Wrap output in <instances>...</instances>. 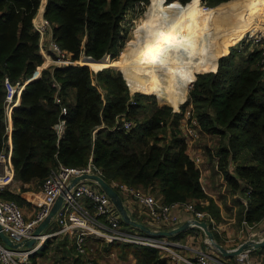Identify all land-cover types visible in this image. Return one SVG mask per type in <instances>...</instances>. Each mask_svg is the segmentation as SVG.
Masks as SVG:
<instances>
[{"label":"trees","instance_id":"trees-1","mask_svg":"<svg viewBox=\"0 0 264 264\" xmlns=\"http://www.w3.org/2000/svg\"><path fill=\"white\" fill-rule=\"evenodd\" d=\"M146 1L47 0L44 17L52 36L76 63L43 67L40 76L31 79L44 60L33 25L40 0H0V153L7 139L3 79L27 80L11 112L14 180L43 181L59 163L82 166L92 159L109 183L148 189L165 203L194 199L201 207L199 200L207 194L179 129L183 110L191 104L199 129L219 136L217 164L231 189H239L247 200L244 219L260 223L264 215L263 48H253L243 60H235L239 54L235 42L260 0H203L209 6H237L232 7V18L222 23L220 36H224L207 35V51L199 63L188 67L182 52L170 57L176 47L170 29L195 0H149L134 39L118 59H110L108 55L113 58L120 46L126 9ZM132 62L151 76L147 93L174 109L194 76L182 111L150 104L145 93L130 94L125 79L128 82ZM108 66L120 69L124 77ZM216 66V71H208ZM53 79L60 84L66 114L54 102ZM122 114L134 126L127 131L112 129ZM59 118L65 119L61 135L54 128ZM230 163H234L232 170ZM206 209L214 216L218 212L211 198ZM134 247L143 264H168L157 249Z\"/></svg>","mask_w":264,"mask_h":264},{"label":"built area","instance_id":"built-area-1","mask_svg":"<svg viewBox=\"0 0 264 264\" xmlns=\"http://www.w3.org/2000/svg\"><path fill=\"white\" fill-rule=\"evenodd\" d=\"M34 28L39 32L40 38H44L49 34L45 50V54L50 60L48 66L62 67L74 63L52 36L51 26L46 18L42 17L40 21L34 22ZM254 42L262 44L261 36H255ZM260 48H263L261 62L264 66V47ZM26 82L27 80L12 81L7 76L4 77L5 107L8 113L18 103L19 94ZM52 86L55 88L54 102L60 107V113L66 114L67 107L59 94V82L53 79ZM131 103H134L133 99H131ZM190 113L189 110H186L183 115L187 118L186 134L193 137L197 135L198 122L197 118L189 115ZM134 124L133 120L122 114L118 118V124L112 129L118 128L127 131ZM64 127L65 119L59 118L54 125L58 135L63 133ZM82 174L102 176L101 169L92 159H89L82 166H66L59 163L51 169L41 184L42 200L39 209L29 220L25 219L21 206L15 200L0 196V232L8 236L14 243H22L25 239L31 238L35 227L49 214L56 199L62 197V203L54 215L58 225L57 229L51 232H43V234L36 237L39 244L37 243L29 248L23 246L10 247L0 238V264H31L29 261L30 254L35 252L48 237L62 232H70L74 235L75 246L80 253H85V238L95 237L108 242H124L159 249L166 254L169 264H210V256L205 250L191 248L186 243L178 240H169L136 229H126L114 203L95 181L84 178L72 182L75 177ZM13 181V166L8 155L1 152L0 189ZM115 185L118 190L128 193L129 196L142 204L151 220L158 225L173 226L177 223L178 216L172 213L174 208L188 212L191 215L189 219L191 225H196L195 220H212L211 216L199 207L195 200L165 203L153 194L136 191L125 183ZM262 220H264V215ZM151 230L157 231L152 228ZM187 249L191 250V255L185 253ZM87 263L101 264L90 258Z\"/></svg>","mask_w":264,"mask_h":264},{"label":"crops","instance_id":"crops-1","mask_svg":"<svg viewBox=\"0 0 264 264\" xmlns=\"http://www.w3.org/2000/svg\"><path fill=\"white\" fill-rule=\"evenodd\" d=\"M46 1L47 0H40L38 10L33 18V25L34 22L40 21L36 19L38 12L41 14V18L44 17ZM41 5H43V8H41ZM170 35L175 39L176 43L175 50L171 52L170 57L173 59L179 52H182V54L184 53V59L186 56V34L182 28L181 22L180 24L174 25L170 29ZM48 38L49 34H47L44 38L39 39V50L42 56L46 53L45 50L47 48ZM43 59H45V63L48 61L50 64V60L48 58L43 56ZM49 64H46L45 66H48ZM42 65L44 66V64ZM43 66L39 68L37 73L35 72L36 74L31 79H35L40 76ZM20 94L18 97V103L15 106H17L20 102ZM11 112L8 113L6 111L7 139L5 148L7 149L6 154L9 159L13 150ZM186 120L187 118H184L183 115L179 122V129L181 135L184 136L186 141V152L200 171L199 180L204 192L207 194V197L201 198L199 200V204L212 218V220H202L207 223L208 228L213 234L214 241L219 243L227 251H231L242 242L260 240L264 236V220L260 223L249 224L244 219L247 200L239 189L235 191L231 189L225 180L223 173L218 167L215 150L219 144V136L203 132L199 129V127H197L198 132L196 136H189L185 131ZM203 137L215 138L212 141H208V139L204 140ZM233 167L234 163H230L229 169L232 170ZM41 184L42 181L21 182L19 180H14L3 188L7 194L5 195L0 193V196H15L16 202L23 210L25 219L29 220L39 209V204L42 200ZM111 184L117 188L115 184L119 183L112 182ZM1 190L2 189H0V192ZM118 193L121 196L127 214L132 216L136 222L144 224L150 229L152 228L157 231L171 230L181 224L187 222L189 223L191 215L183 209L174 208L172 213L178 216L177 223L173 226L158 225L151 220L150 216L146 213L144 206H142V204H140L135 198L129 196L126 192H121L120 190H118ZM155 197L161 200L159 195H156ZM209 198H211L217 208L218 212L216 213V216L211 214L206 209ZM122 224L126 229H136L146 233V231L140 227L131 225L124 220L122 221ZM57 227L58 225L56 223L55 216H53L48 225L43 229V232H51L57 229ZM158 236L169 240H178L186 243L191 248L207 251L210 256V264H264V246L251 248L249 250L247 249L241 254H224L221 250L212 245L203 228L197 225H191L190 223L184 230L169 235ZM94 240L98 239L95 237H86L84 241L85 253H80L76 249L74 235L72 233H57L48 237L45 242L43 241L40 247L35 252L30 254L29 261L31 264H88L87 260L89 258H95L97 260H101L98 262L105 264V260L107 258L104 256L105 254H102V256L98 254L96 249L100 248L98 243ZM37 243L39 244L36 240L33 245ZM24 248L27 247L24 246ZM129 248L133 249L130 246ZM106 250L109 254L112 253L111 248L107 247ZM185 253L191 255V250L187 249L185 250ZM166 260L169 264L167 258ZM119 264H136V260L133 257L131 260L123 261Z\"/></svg>","mask_w":264,"mask_h":264},{"label":"rangeland","instance_id":"rangeland-1","mask_svg":"<svg viewBox=\"0 0 264 264\" xmlns=\"http://www.w3.org/2000/svg\"><path fill=\"white\" fill-rule=\"evenodd\" d=\"M194 2H196V4L195 3L192 4L191 7L189 8V10L193 9L195 7V5H197L198 7L202 8L201 10H202V12L204 14L206 12H208L209 10H212V11L215 10L216 11L215 17H214V24H213L212 29H213V32H214L215 36L218 39H220L222 36H224V35L220 36V34H222V32H223L222 23L225 22L227 19L232 18V7L235 4L234 3H230V4H234V5L222 4V5H219V6L218 5L217 6H209L203 0H200V2H201L200 4H199L198 0H195ZM148 3H149V0L146 1V2H135V3H133L132 5H130L126 9L125 14H124V18H123V20L120 23V33H121V37H120V40H119L120 46L118 47L117 53H116V55L113 58L110 55H108L110 59H118L121 56V54L123 53L124 49L127 48L128 44L134 39L135 30L137 29V27L141 23V19L144 16V13L146 11ZM235 3H238V1L235 2ZM235 6H237V5H235ZM182 19L180 21H178L176 24H180V22L182 24ZM258 22H260V24H262V26L264 27V19L263 18L259 19ZM255 36H261L262 44H260V43L256 44L254 42ZM240 40H239V43H238L239 54L235 57V60L237 62L243 60V58L253 48L264 47V30L257 29L254 32H247ZM221 46L219 44V50H218V56H217V64H218L219 56L222 53V47ZM43 56L45 58H47L45 54H43ZM199 62H200V60L198 61V60L195 59L194 61L191 62V66L196 64V63H199ZM74 63H76V62L74 61ZM43 64H44V66L43 65L42 66L46 67L45 65L49 64V62L47 61L45 63V59H44ZM107 68H110L114 72H119V73L122 74L120 69H118L116 67L108 66ZM206 71H202V72H206ZM197 73H201V72H197ZM196 74H195V77H196ZM122 76H123V74H122ZM129 91H130V89H129ZM188 91H189V87L187 88V93H186L185 99L178 105L177 109H174L171 105H169L166 102H161L154 93H145V94L150 95V98H148V99L146 98L147 102H150V104L156 103L157 105H163V104L169 105L172 108L173 111L180 112V111H182V108L185 105L186 100L188 99ZM135 92L143 93V92H140V91H133V92L130 91V93H132V94L135 93ZM186 110L191 111V113L189 114V115H191V117L197 118L195 116V114L193 113V107H192L191 104L187 105L184 108L183 112L186 111ZM144 115H147V113L142 114L140 116V118H143ZM182 117H183V115H182ZM184 118H186V117H184ZM197 131H198V129H197ZM214 138L215 137H209V138L208 137H203L204 140L208 139V141H212ZM135 190L139 191V192H143V193H151L154 196H156L155 192L148 191V189L138 188V189H135ZM5 192L6 191H4L3 194H5ZM4 198H6V199H13L14 198L13 200L16 199L15 196H10V195H8L7 197H4ZM193 200L194 199H191V200H188V201H193ZM97 239L98 240H94V241H96L98 243V246H99L100 249H96V251L101 256H102V254H105L104 256H106V258H107L105 260L106 261L105 264H119V263H121L123 261H129L133 257L136 260V264H143V262L141 260V255L142 254L139 253V249H136V251L134 249L135 248L134 246H136V245H132L131 243L127 244V243H124V242H108V241H106L104 239H101V238H97ZM129 246L132 247L134 250L130 249ZM139 246L146 247V248H149V249H151V248L153 249V247H149V246H144V245H139ZM107 247L111 248L112 253L109 254V252H107V250H106ZM157 250H158L157 254H158L159 258H165V253L162 252L159 249H157ZM90 259H92V258H90ZM92 260L96 261L97 259L93 258ZM98 261H101V260H97L96 262H98Z\"/></svg>","mask_w":264,"mask_h":264},{"label":"bare ground","instance_id":"bare-ground-1","mask_svg":"<svg viewBox=\"0 0 264 264\" xmlns=\"http://www.w3.org/2000/svg\"><path fill=\"white\" fill-rule=\"evenodd\" d=\"M193 3V2H192ZM196 4V2H195ZM202 8L195 5V7L189 10L182 19V28L186 34V51L185 58L183 59L184 67L191 65V62L196 60H201L205 52L208 49V46L204 40L207 35L213 34V24L216 11L209 10L205 14L201 10ZM220 12V11H219ZM36 16L37 20L41 19V14L38 12ZM264 19V0H260L252 9L251 13L246 17V25L243 32L239 35L235 45L239 43V40L247 33L254 32L257 29L264 30L262 24H260L259 19ZM258 20V21H257ZM184 54V53H183ZM184 57V56H183ZM150 75L145 71L140 70V68L132 62L129 68L128 75V87L130 91H140L147 93V83L150 80ZM194 80V76L189 81L186 87H190L191 82ZM185 93V96H186ZM185 97L183 98V100ZM182 100V101H183ZM175 103V109L178 108V105L182 102Z\"/></svg>","mask_w":264,"mask_h":264},{"label":"water","instance_id":"water-1","mask_svg":"<svg viewBox=\"0 0 264 264\" xmlns=\"http://www.w3.org/2000/svg\"><path fill=\"white\" fill-rule=\"evenodd\" d=\"M86 56V55H84ZM90 57V56H89ZM218 66V64H217ZM217 66L215 70H208V71H216L217 70ZM124 77V76H123ZM125 79V78H124ZM125 82L128 86V82L125 79ZM193 82V81H192ZM191 82V84H192ZM191 86V85H190ZM129 88V87H128ZM7 149L5 148L3 150V153H6ZM90 179L95 181L103 191H105L107 193V195L110 197V199L112 200V202L114 203L115 207L117 208V210L119 211L122 220H124L125 222L140 227L141 229H143L144 231H146L147 233H151V234H155V235H169L172 233H176L179 232L181 230H184L187 228L188 226V222L181 224L175 228H172L171 230H164V231H153L150 228H148L147 226H145L144 224L138 223L134 220V218L132 216H129L127 214V211L123 205V201L121 199V196L119 195L118 191L114 188V186L107 182L102 176L97 175V174H82L80 176H77L73 179L72 182H75L79 179ZM62 203V197H58L56 199V201L54 202L49 214L35 227L34 231H33V236L31 238L25 239L22 243H14L8 236H6L4 233L0 232V238L10 247L16 248L18 246H25L27 248L32 247L33 244L36 241V237H38L39 235L43 234V229L48 225V223L50 222L51 218L55 215V212L57 211V209L59 208V206ZM194 223L203 228V230L205 231L208 239L210 240V242L212 243V245H214L216 248H218L219 250H221L224 254H232V255H236V254H241L243 251L245 250H249L251 248H256V247H262L264 246V236L263 238H261L260 240L257 241H245L242 242L240 245H238L235 249L231 250V251H227L225 248H223L219 243L215 242L213 239V234L211 232V230L208 228V225L205 221L203 220H195Z\"/></svg>","mask_w":264,"mask_h":264}]
</instances>
